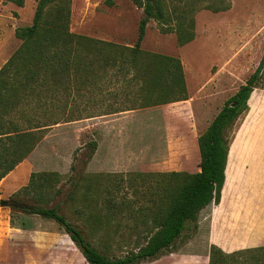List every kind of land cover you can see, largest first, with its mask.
Returning <instances> with one entry per match:
<instances>
[{
  "label": "rangeland",
  "instance_id": "rangeland-1",
  "mask_svg": "<svg viewBox=\"0 0 264 264\" xmlns=\"http://www.w3.org/2000/svg\"><path fill=\"white\" fill-rule=\"evenodd\" d=\"M18 1L0 0V67L20 45L15 28L32 23L38 0ZM209 5L227 7L214 10ZM164 9L168 19L163 23L152 18L148 21L141 49L181 60L188 98L100 114L108 104L131 105L132 96L126 87L130 75L123 78L118 74L116 79L107 74L95 83L68 82L70 94L63 92L67 104L59 108L63 103L59 98L48 99L47 103L63 113L58 115L62 121L48 126L24 162L0 180L1 199L32 202L29 195L16 193L27 184L30 174L56 173L57 181L50 187L52 203L59 204V211L109 257L124 256L134 249L137 232L144 233L141 224L137 232L133 229L134 217H141L143 210L154 211L151 193L158 181H169L159 173L199 171L196 139L213 117L209 112L203 118L200 87L205 74L214 72L218 62L233 58L236 76L229 91L218 88L211 93L213 97L218 94L217 105L223 106L264 55V0H164ZM69 10L70 32L123 46L134 44L143 16L142 8L132 0H69ZM180 16L194 22V38L184 45L177 43L173 30H162L166 26L174 29ZM250 40L255 44L254 53L249 52L246 61L245 51H237ZM201 47L208 51L202 53ZM258 88L264 89V72ZM38 103L33 101L29 106ZM67 115L73 120L63 121ZM233 128L227 129L228 139ZM76 175L79 179L73 184L70 178ZM59 187L63 191L56 194ZM105 197L113 198L112 208ZM22 221L26 228L20 227ZM198 226L197 220L186 221L175 246L187 245V250L201 253L203 237ZM22 229L46 230L55 235L58 264H88L54 220L25 214L9 205L0 206V264L49 260L47 250L31 246ZM227 264H264V254L246 252Z\"/></svg>",
  "mask_w": 264,
  "mask_h": 264
},
{
  "label": "trees",
  "instance_id": "trees-1",
  "mask_svg": "<svg viewBox=\"0 0 264 264\" xmlns=\"http://www.w3.org/2000/svg\"><path fill=\"white\" fill-rule=\"evenodd\" d=\"M13 1L19 3L18 0ZM132 1L143 10L137 38L132 46L70 32L69 0H38L32 23L15 28L14 35L21 43L0 67V180L30 155L48 126L62 121L58 115L63 113H57L56 108H49L47 103L48 99L59 98L63 101L59 108L64 107L67 96L63 92L70 94L68 82L95 83L107 74H112L116 79H119L118 74L123 78L130 75L126 87L129 86L127 89L132 96L129 101L131 105L108 104L100 114L188 98L181 60L176 56L141 49L148 21L152 18L163 23L168 19L164 0ZM226 7L212 8L224 10ZM176 21L174 29L166 26L162 30H173L179 45L192 41L193 19L186 22L180 16ZM98 66L103 68L99 69ZM263 72L264 55L254 71L225 101L206 129L197 137L199 171L159 173L169 181H158L154 188L156 190L150 192L155 198L151 201L154 211L143 210L141 217H134L133 229L137 232L141 224L144 233L140 235L137 232L134 249L124 256L109 257L104 254L92 244L82 229L59 211V204L52 203L50 187L53 181H57L56 173L32 172L27 184L16 192L29 195L32 202L12 199V203L7 200V205L25 214L54 220L88 264H141L160 252L172 249L175 240L184 230L186 221L197 220L202 208L211 202H219L230 142L227 129L247 109L250 93L259 86ZM33 101L39 103L30 107L29 104ZM66 117L68 119L63 121L73 120L70 115ZM94 145L91 144L92 151L95 149ZM70 179L74 184L79 176H72ZM62 191L59 187L55 193L61 194ZM104 200L110 203V208L113 207V198L105 197ZM164 200L166 202L162 203ZM148 209L150 210L149 207ZM10 222L13 223V220L10 219ZM20 227L26 228L23 221ZM246 252L264 254V246L225 253L211 244L208 264H227Z\"/></svg>",
  "mask_w": 264,
  "mask_h": 264
},
{
  "label": "crops",
  "instance_id": "crops-1",
  "mask_svg": "<svg viewBox=\"0 0 264 264\" xmlns=\"http://www.w3.org/2000/svg\"><path fill=\"white\" fill-rule=\"evenodd\" d=\"M249 44H252L250 49L247 48ZM254 45L250 40L237 53L245 51L247 61L248 53H254ZM200 50L204 52L208 51V48L204 50L201 47ZM217 66L214 72L205 74L201 80L203 118H206L209 112H212L214 117L222 107L217 105L218 94L213 97L212 89L221 88L224 93L229 91L230 84L236 76L233 58H226L218 62ZM244 81L242 79L240 85ZM240 85L233 90L231 96ZM23 162L24 160L21 163ZM197 224L200 229L199 234L203 237L201 253L187 250V245L174 246L141 264H208L211 244L225 253L264 245V89L262 88L255 87L252 90L247 100V109L234 122L220 200L218 203L211 202L199 211ZM22 230L27 233L31 246L44 248L48 255L50 254L49 260L39 261L40 264H58L56 257L59 249L57 250L56 247L55 235L46 230ZM191 241L193 239L190 243Z\"/></svg>",
  "mask_w": 264,
  "mask_h": 264
},
{
  "label": "water",
  "instance_id": "water-1",
  "mask_svg": "<svg viewBox=\"0 0 264 264\" xmlns=\"http://www.w3.org/2000/svg\"><path fill=\"white\" fill-rule=\"evenodd\" d=\"M10 201H11L10 203L13 202V200H10ZM7 204H9V203H8V201L6 199H1L0 206H5Z\"/></svg>",
  "mask_w": 264,
  "mask_h": 264
}]
</instances>
